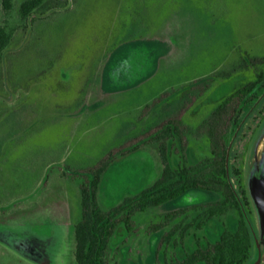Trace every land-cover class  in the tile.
<instances>
[{
    "label": "rangeland",
    "instance_id": "obj_1",
    "mask_svg": "<svg viewBox=\"0 0 264 264\" xmlns=\"http://www.w3.org/2000/svg\"><path fill=\"white\" fill-rule=\"evenodd\" d=\"M27 26L0 58V264H76L91 170L107 165L97 202L108 211L160 178L147 142L166 121L186 129L189 164L208 154L203 120L264 72V0H68ZM250 131L238 147L246 185L264 160V120ZM211 202L192 192L137 213L132 232L111 237L107 263L165 264L192 252L195 237L214 240L231 215L190 228L182 244L163 240ZM254 224L259 235L256 211Z\"/></svg>",
    "mask_w": 264,
    "mask_h": 264
},
{
    "label": "trees",
    "instance_id": "obj_2",
    "mask_svg": "<svg viewBox=\"0 0 264 264\" xmlns=\"http://www.w3.org/2000/svg\"><path fill=\"white\" fill-rule=\"evenodd\" d=\"M67 2L0 0L4 16L0 24V58L16 38L17 29L24 32L33 15L60 8ZM263 92L264 72H260L254 81L238 88L215 107L199 127V134L206 138L208 154L192 164L188 163L185 154L186 129L171 119L150 131L147 143L157 147L162 165L160 178L138 194L125 197L118 206L108 211L100 209L97 202L99 184L107 165L101 164L91 170L90 178L80 184L81 215L74 228L76 264H108L111 237L119 230L132 232L133 217L137 213L163 206L192 192L209 194L212 202L195 207V218L189 223L182 220L176 222L163 240L167 242L170 235L178 234L182 244L190 228L202 230L209 222L223 216H232V228L222 223L217 237L205 243L195 237L192 252L165 264H248L254 255V242L234 191L254 227L255 208L249 196L238 147L242 141L248 140L247 131L251 130L252 137L260 128L264 120V97L244 122L229 154L228 172L234 191L227 179L226 152L239 123ZM139 147L134 146L128 152ZM172 153L180 154V161L172 164ZM179 214L180 211L165 214V222L177 220Z\"/></svg>",
    "mask_w": 264,
    "mask_h": 264
},
{
    "label": "water",
    "instance_id": "obj_3",
    "mask_svg": "<svg viewBox=\"0 0 264 264\" xmlns=\"http://www.w3.org/2000/svg\"><path fill=\"white\" fill-rule=\"evenodd\" d=\"M264 97V92L259 96V98L256 100V102L253 104V106L249 109V111L246 113L244 118L241 120L239 123L234 135L232 136L227 152H226V173H227V179L230 187L233 189L232 183L229 179V172H228V160H229V154L232 148V145L237 137V134L239 133L241 127L243 126L244 122L247 120L249 115L253 112L255 107L259 104V102L263 99ZM249 196L251 198V201L254 205L257 218H258V223H259V229L260 233L256 232L255 227L251 223L244 206L237 196L236 192L234 191L236 198L238 199L240 209L242 211V214L244 216V219L250 229L253 242H254V255L251 261L248 264H262L264 263V160L261 164L260 168H253L251 171V175L249 177V181L247 184Z\"/></svg>",
    "mask_w": 264,
    "mask_h": 264
},
{
    "label": "flooded vegetation",
    "instance_id": "obj_4",
    "mask_svg": "<svg viewBox=\"0 0 264 264\" xmlns=\"http://www.w3.org/2000/svg\"><path fill=\"white\" fill-rule=\"evenodd\" d=\"M251 132V131H250ZM246 133H249V131H247Z\"/></svg>",
    "mask_w": 264,
    "mask_h": 264
}]
</instances>
